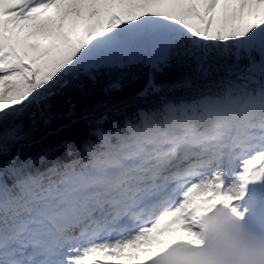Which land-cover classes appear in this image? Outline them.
Returning <instances> with one entry per match:
<instances>
[{"label":"snow or ice","instance_id":"snow-or-ice-1","mask_svg":"<svg viewBox=\"0 0 264 264\" xmlns=\"http://www.w3.org/2000/svg\"><path fill=\"white\" fill-rule=\"evenodd\" d=\"M0 264H264V0H0Z\"/></svg>","mask_w":264,"mask_h":264}]
</instances>
